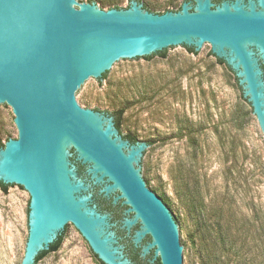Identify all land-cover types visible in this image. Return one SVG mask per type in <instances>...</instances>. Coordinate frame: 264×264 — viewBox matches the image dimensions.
I'll use <instances>...</instances> for the list:
<instances>
[{
  "label": "water",
  "instance_id": "obj_1",
  "mask_svg": "<svg viewBox=\"0 0 264 264\" xmlns=\"http://www.w3.org/2000/svg\"><path fill=\"white\" fill-rule=\"evenodd\" d=\"M205 43L236 75L264 134V0H189L163 14L137 0L108 11L77 0H0V104L18 130L0 148V182L30 194L21 264H35L73 227L104 264H133L94 187L126 207L120 229L141 259L189 264L173 211L142 178L148 144L122 140L113 117L79 98L111 68Z\"/></svg>",
  "mask_w": 264,
  "mask_h": 264
},
{
  "label": "rangeland",
  "instance_id": "obj_2",
  "mask_svg": "<svg viewBox=\"0 0 264 264\" xmlns=\"http://www.w3.org/2000/svg\"><path fill=\"white\" fill-rule=\"evenodd\" d=\"M94 1L97 8L108 11L111 7L128 10L133 0ZM186 1L137 0L143 9L158 14L177 11ZM152 56L111 68L105 79L79 98V104L113 117L122 140L131 135L138 142L152 143L140 157L145 158L139 167L142 178L173 211L190 252L189 264H197L174 184L175 170L183 166L189 183L198 186L207 201H221L226 195L229 202L237 201L233 207L240 204L250 214L258 211L264 221V134L236 75L218 62L210 44L196 53L183 46L166 51L165 58ZM119 110L124 111L120 129L112 114ZM14 118L12 108L0 104L1 144L8 137L17 139ZM29 204L27 190L8 188L4 192L0 188V264L22 263L29 235ZM102 213L111 214L114 220L112 213ZM120 244L124 245L121 238ZM124 251L128 256L125 245ZM37 264L99 263L73 227L64 231L59 249Z\"/></svg>",
  "mask_w": 264,
  "mask_h": 264
},
{
  "label": "trees",
  "instance_id": "obj_3",
  "mask_svg": "<svg viewBox=\"0 0 264 264\" xmlns=\"http://www.w3.org/2000/svg\"><path fill=\"white\" fill-rule=\"evenodd\" d=\"M216 1L221 2V0ZM87 2L94 3L95 1L88 0ZM113 8L119 7H111L110 9ZM187 49L191 53H196L194 48L187 47ZM155 55L165 58L166 51ZM152 57L147 56L144 59L150 60ZM217 60L220 64L228 67L224 60L219 58ZM229 70L232 71L230 68ZM107 74L108 72L103 79L107 77ZM112 114L115 116L117 126L120 129L124 111L119 110ZM124 137L133 143L138 142V139L131 135H124ZM9 139L10 137L6 140ZM4 145L0 143V148ZM79 168L83 171L82 167ZM175 171L174 184L180 196V204L185 212L184 221L187 224V236L193 251L194 263L264 264V221L259 216L258 211L250 214L243 211L240 204L235 208L233 204H236L237 201L229 202L226 195L223 196L221 201L213 198L207 201L201 189L189 183L188 172L186 174V169L183 166L179 164ZM10 186L0 182V188L4 192H7ZM154 192L157 194L156 191ZM159 197L161 198V196ZM244 205L246 204L243 203ZM63 236L64 233L51 246L49 251L41 253L35 264L48 253L57 251L62 243ZM129 252L136 264H144L138 258V255L133 253L132 249ZM94 257L99 264H104L95 254ZM153 264H161L160 259Z\"/></svg>",
  "mask_w": 264,
  "mask_h": 264
},
{
  "label": "flooded vegetation",
  "instance_id": "obj_4",
  "mask_svg": "<svg viewBox=\"0 0 264 264\" xmlns=\"http://www.w3.org/2000/svg\"><path fill=\"white\" fill-rule=\"evenodd\" d=\"M80 172L84 174V170L83 171L80 170ZM98 190H99L98 187H94L95 204L97 205V207H98V209L100 211H102V212H110V213H112L114 215V221L117 223L116 230H117L118 235L121 238L122 243L126 247V251L128 253V257L133 261L132 256H131V254L129 252V250L132 249L133 253L137 254L138 258L144 264H148V263L151 264L149 260H151L153 258V255L150 254L149 256H147L146 259H141V257H140L141 249L135 248L133 243H132V241H131V238L127 236L126 231L120 229L121 224H122V219H123V212L126 210V207L121 205V203H119L118 205L114 206L113 203H112V199H106V198L103 197V195H99L98 194ZM147 242H148V240L145 241V243H147ZM133 264H136V263L133 261Z\"/></svg>",
  "mask_w": 264,
  "mask_h": 264
}]
</instances>
